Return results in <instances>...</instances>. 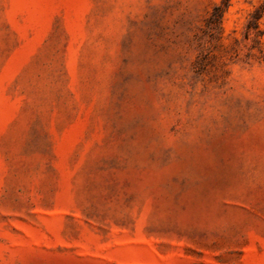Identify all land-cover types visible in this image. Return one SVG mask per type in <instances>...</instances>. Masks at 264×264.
<instances>
[{"label":"rangeland","instance_id":"obj_1","mask_svg":"<svg viewBox=\"0 0 264 264\" xmlns=\"http://www.w3.org/2000/svg\"><path fill=\"white\" fill-rule=\"evenodd\" d=\"M0 264H264V0H0Z\"/></svg>","mask_w":264,"mask_h":264}]
</instances>
